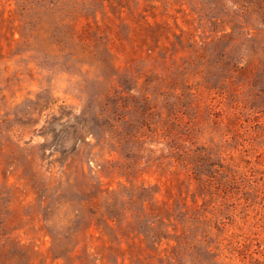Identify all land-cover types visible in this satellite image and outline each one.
Segmentation results:
<instances>
[{
  "label": "rangeland",
  "instance_id": "374dc122",
  "mask_svg": "<svg viewBox=\"0 0 264 264\" xmlns=\"http://www.w3.org/2000/svg\"><path fill=\"white\" fill-rule=\"evenodd\" d=\"M0 264H264V0H0Z\"/></svg>",
  "mask_w": 264,
  "mask_h": 264
}]
</instances>
